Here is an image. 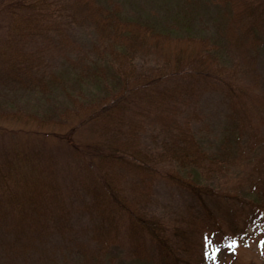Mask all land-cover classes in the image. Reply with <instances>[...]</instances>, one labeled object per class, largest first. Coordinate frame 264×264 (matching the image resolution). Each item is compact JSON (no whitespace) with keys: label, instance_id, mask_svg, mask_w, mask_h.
Wrapping results in <instances>:
<instances>
[{"label":"trees","instance_id":"16d2710c","mask_svg":"<svg viewBox=\"0 0 264 264\" xmlns=\"http://www.w3.org/2000/svg\"><path fill=\"white\" fill-rule=\"evenodd\" d=\"M178 1L169 3L171 10H166L164 17L148 12L146 17H131L123 10L109 9L110 5L102 8L109 36H100L92 49L69 56V65L62 72H52L45 57L57 44L55 40L71 45L65 30L77 25L73 0H0L6 33L0 42V73L28 89L37 86L42 91L48 84L60 87L68 98L57 119L23 117L6 109L0 113V196L5 197V206L12 204L19 211V222L26 226L32 218L40 223L47 216L56 231L71 233L72 226L65 219L71 216L69 202L76 196L79 202H87L91 213L107 211L120 218V225L100 234L103 247L128 241L133 244L131 249L139 252L138 248L149 242L158 264H190L194 262L190 258L194 227L188 224L183 229L184 220L172 223L167 217L142 214L139 206L137 212L131 204L147 206L153 186L165 182L195 198L191 219L194 223L207 219L203 226L209 234H222L230 248L235 238L214 211L217 204L213 202L223 194L228 219L240 238L236 225L246 216L253 226L248 229L256 231L264 225V144L259 142L258 132L251 133L256 126L252 112L257 95L246 83L250 69L232 60L229 63L224 42L219 41L221 47L209 46L205 27L200 24L202 5L198 0ZM224 2L238 27V38H250V44L258 45L264 38V0ZM162 32L174 34L189 46L199 43L203 50L193 56L180 47L163 62H149L136 45L176 43ZM39 35L49 39L47 46L31 49L26 45ZM110 79L116 80L115 87L109 85ZM254 80L264 82L260 74ZM96 84L104 91L96 97L87 95ZM204 92L220 94L231 106V117L235 115L224 133L220 132L217 149L205 140L209 136L202 128L195 127V117L183 113L186 101ZM159 108L163 112L158 115ZM153 117H161V122L153 132L157 142L148 147L142 143V132ZM7 118L23 124L3 123ZM86 129L89 134L84 136ZM255 136L258 141H253ZM62 150L72 156L66 166L72 186L66 188L59 181L65 165ZM238 153L253 155L242 161ZM234 170L249 184L243 194L224 193L207 182ZM120 171L134 173L128 186L120 184ZM21 178V192L8 194L13 180ZM69 190L73 191L66 192ZM122 192L130 195V200L126 201ZM29 209L42 211L40 219L25 212ZM219 213L223 214V208Z\"/></svg>","mask_w":264,"mask_h":264},{"label":"rangeland","instance_id":"374dc122","mask_svg":"<svg viewBox=\"0 0 264 264\" xmlns=\"http://www.w3.org/2000/svg\"><path fill=\"white\" fill-rule=\"evenodd\" d=\"M228 1L230 2V0ZM178 2V0H73V10L78 18L77 25L65 30L66 35L70 36L71 45L65 42L58 43V40L54 41L57 44L53 45V49L48 51L45 57L48 60L50 71L59 70L62 72L69 65V56L78 52H86L93 48L92 43L93 41L96 42L98 37L109 36L110 28L106 27L108 25L105 24L106 22L104 23L101 14L102 10H106L102 8H107L110 5L109 9L123 10L131 17H146V12L155 13V15L161 14L164 17V12L171 10L169 3L174 5ZM197 2L202 5L200 24L205 27V35L209 46L211 48L221 47L219 41L224 42L225 49L228 51L229 63L235 61L238 66L242 64V67L246 70L250 69L246 75V83L252 87L257 95V99L253 102L254 109L252 112L256 120V126L251 133L253 135L258 132V136L261 138L259 142L263 145L264 82L263 80L257 82L254 79L258 74L264 78V38L259 41L258 45L252 43L251 45L250 38L249 40H240L238 38V27L233 23L229 4L224 0H198ZM0 19L1 42L4 40L6 33L4 32L1 15ZM163 34L176 43L169 40L162 43L155 41L149 45L145 43L136 45L137 50L146 54L147 61L163 62L168 59L169 54H175L180 47L188 55H195L203 50L200 48L199 43L189 46L187 42L180 41L179 37L174 34ZM163 40L165 39L160 41ZM48 43L49 39L46 36L39 35L32 37L26 45L31 49H37L47 46ZM242 76L244 78L243 73ZM110 81L109 85L112 87L117 85L116 80L110 79ZM95 87L96 89H92L87 95L96 97L98 93L104 91L101 84H96ZM104 87L106 88V86ZM64 92L60 87L55 88L50 84L45 85L42 91L37 86L28 89L25 85L10 80L9 77H3L0 73V113L6 109L21 114L23 117L35 116V118H40L42 116L48 119H57L62 115L68 104V98ZM186 102L183 106V113L191 118L195 117V127H201L202 133L209 136V138L205 136V140L211 144L214 143V148L217 149L221 144L219 140L220 132L224 133L226 124L233 121L232 118L235 117V115L231 117V106L217 92H204L196 97L189 98ZM161 112H163V108L156 110L158 115ZM196 113L198 116L195 115ZM180 117H183L182 113H180ZM160 122L161 117H153L142 132V143L148 147L158 140V138L155 139L153 132L160 128ZM3 123L16 127L23 124L14 118H7L3 120ZM83 134L87 136L89 130H84ZM203 134L202 136H204ZM7 139L5 137L4 142ZM253 141H258V137L255 136ZM204 143L206 144V142ZM238 154H240L238 158H241L242 161H244L243 158L248 157L247 155H253L252 153ZM61 156L65 165L61 169L63 171L59 181L62 187L66 188L72 186L69 180L70 172L66 171V166L71 164L68 160H71L72 156L66 150H62ZM118 175L120 176L121 185L128 186L134 180V173L127 174L126 172V174H123L120 171ZM242 176L241 173L234 170L223 177L214 176L207 182L218 185L224 193L243 194L248 189L249 184H244ZM45 177L47 179V176ZM13 181L15 183L8 188V194L21 192L22 178ZM3 184L6 188L5 183ZM124 194L125 200H130L131 196ZM70 195L68 194V197ZM151 196V203L147 206L146 203L137 205L132 201L133 208L137 209L139 206L142 210L140 213L146 214L149 212L164 218L167 217L172 223H175V219L184 220L183 229H186L188 224L194 227L192 230L194 238L190 249V258L194 262L190 264H200L202 262L204 264H264V225L257 228L256 231L253 228L248 229L252 225L248 224L250 222L246 216L244 220H239L236 225V228L240 231V238L234 232V225L232 226L228 219L227 201L224 194L219 200L213 202L217 204L214 211L217 219L226 227V231H230L231 237L235 238L236 242L231 248L225 244L222 234L218 232V235L209 234V230L203 226L206 224L205 220L207 219H203L200 223L198 221L194 223V220L191 219L192 213H194L192 206L196 205L197 201L189 193L165 182H157L153 186ZM6 202L5 197L0 196V222L3 221V227H0V264H158V261H155L156 258L149 251L153 246L149 242L139 247V252L133 251L131 249L133 244L128 241H119L116 244L103 247L100 242L103 244L104 241L100 240L102 238L100 234L120 225V218H115L112 212L108 215L107 211H101L99 215L91 213L92 211L87 202H79L76 196L69 202L71 216H67L65 219L72 226L71 233L56 231L53 226H49V217L47 216L40 223L30 216L33 221L25 226L22 221L19 222V211L13 208L12 204L8 207L7 203L5 206ZM222 208L223 214L220 215L219 212ZM136 211L139 212L138 209ZM25 212L35 215L37 219H40L42 214L40 213L42 211L36 209H29ZM179 228L181 229V227ZM183 256L185 257V254ZM202 259L205 261H202Z\"/></svg>","mask_w":264,"mask_h":264}]
</instances>
